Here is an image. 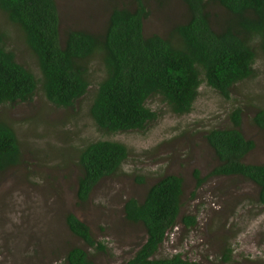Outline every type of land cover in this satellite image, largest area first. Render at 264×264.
<instances>
[{"label":"trees","instance_id":"trees-1","mask_svg":"<svg viewBox=\"0 0 264 264\" xmlns=\"http://www.w3.org/2000/svg\"><path fill=\"white\" fill-rule=\"evenodd\" d=\"M107 1L102 28L93 31L80 22L62 26L57 0H0V106L28 101L39 87L52 105L73 108L91 83L90 61L98 59L103 75L96 80L87 106L96 128L109 134L140 130L157 116L146 104L150 96L159 94L171 111L182 114L191 109L202 81L229 98L237 82L256 74L258 57L264 64V0H180L179 18L166 16L169 26L164 32L148 33L144 21L152 5L169 10L170 0ZM9 26L34 55L39 78L7 47ZM241 113L240 106H233L230 124L213 125L202 133L215 159L208 175L249 179L257 186L256 202L264 205V161L246 159L255 141L242 131ZM252 120L264 129V108H257ZM81 140L65 152L78 167L77 206L90 204L95 184L116 175L128 155L125 143L117 139ZM20 159L14 128L0 116V170H9ZM193 175L196 188L208 176H200L197 168ZM136 180L143 183L144 175L138 174ZM182 195L183 177L166 173L153 180L141 197L123 200L125 220L144 230L142 241L123 264H205L180 251L155 256L178 223L185 227L196 223L195 214H180ZM64 219L91 250L106 252L105 241L95 238L77 211H67ZM231 251L224 243L219 262H230ZM63 261L95 264L90 251L77 245L68 248Z\"/></svg>","mask_w":264,"mask_h":264},{"label":"rangeland","instance_id":"rangeland-1","mask_svg":"<svg viewBox=\"0 0 264 264\" xmlns=\"http://www.w3.org/2000/svg\"><path fill=\"white\" fill-rule=\"evenodd\" d=\"M107 3L57 0L61 24L82 23L98 31L106 19ZM169 6L173 7L168 10L152 5L144 21L146 33L164 32L169 26L166 16L179 18L183 12L180 0H170ZM8 29L7 47L39 78L34 55L17 30ZM254 66L256 74L237 82L229 98L202 81L191 109L182 114L171 111L159 94L150 96L146 104L157 116L140 130L109 134L96 128L87 106L96 80L103 75L98 59L90 61L91 83L73 108L52 105L39 87L28 101L0 106V116L14 128L21 152L18 164L0 170V264H66L63 258L73 245L90 251L95 264H123L142 241L144 230L140 224L125 220L122 202L130 195L141 197L153 180L166 173L183 177L180 214H195L196 223L187 227L178 223L155 256L180 251L205 264H264V205L256 202L257 186L242 176L208 175L215 159L202 137L210 126L230 124L231 108L240 106L241 129L255 141L246 159L264 161V129L252 120L255 110L264 108V64L260 57ZM99 137L124 142L128 155L116 175L95 184L90 204L77 206L78 167L65 152L81 139ZM62 145L66 146L61 151ZM194 168L200 176L208 175L197 188ZM138 174L144 175L143 183L136 180ZM69 210L77 211L95 238L105 241L106 252L91 250L69 230L64 219ZM224 243L232 249L228 263L218 259Z\"/></svg>","mask_w":264,"mask_h":264}]
</instances>
